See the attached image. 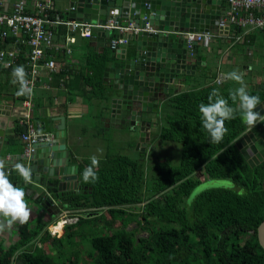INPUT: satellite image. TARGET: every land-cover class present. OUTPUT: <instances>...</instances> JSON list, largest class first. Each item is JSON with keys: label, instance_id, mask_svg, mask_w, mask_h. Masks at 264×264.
<instances>
[{"label": "trees", "instance_id": "1", "mask_svg": "<svg viewBox=\"0 0 264 264\" xmlns=\"http://www.w3.org/2000/svg\"><path fill=\"white\" fill-rule=\"evenodd\" d=\"M9 71L0 67L1 74ZM217 85L179 93L163 107L164 124L153 138L180 143L177 165L160 161L148 179L145 152L138 160L123 155L112 163L106 160L95 169L98 180L89 182L90 192L64 197L67 205L62 210L77 214L75 223L54 224L57 234L52 237L47 228L60 214L33 229L29 222L20 224L18 242L0 247V264H79L78 255L83 253L75 250L79 236L88 245L86 264H264V249L256 234L264 222V160L251 166L237 149L235 141L244 125L230 90ZM11 86L16 89L19 84ZM213 89L237 109L235 118L225 121L227 132L219 143L210 141L198 111ZM90 165L89 161L79 166L81 178ZM199 175L228 179L243 189V195L212 188L189 203L192 190L201 183ZM131 221L149 235L136 239L135 231L127 229ZM48 241L57 253L46 251Z\"/></svg>", "mask_w": 264, "mask_h": 264}, {"label": "crops", "instance_id": "2", "mask_svg": "<svg viewBox=\"0 0 264 264\" xmlns=\"http://www.w3.org/2000/svg\"><path fill=\"white\" fill-rule=\"evenodd\" d=\"M1 1L6 2L7 8L10 10L17 0ZM36 1H50L51 16L54 15L53 20L69 22L66 20L65 14L67 3L63 0ZM221 9H223L222 15L228 11L226 2H223ZM28 11L34 12L35 10L29 6ZM93 25H97V23L94 22ZM51 30L54 46L50 54L57 63L58 70L50 72L40 68L35 86L32 92L27 94V98L31 101L33 117L46 118L48 126L52 129L60 124V121L53 118L63 117L66 149L70 153L69 158L72 165L78 167L82 186L80 194L91 191V187L88 186L89 182L85 183L81 178L79 166L85 165V163L89 164V159L92 156L99 157L103 162L109 159L111 151L116 155L127 157V154L133 151L138 158L145 152L144 157L146 156V153L153 148L154 142L151 134L158 128L156 119L161 120L163 107L175 95L213 85L218 76L225 79L221 86H225L228 90L235 89L239 85L227 79L226 74L232 70H238L244 77L248 93L259 96L260 101L264 100V92L259 87L264 85V33L253 30L242 36L239 29L231 26L226 27L223 31H219L218 26L217 28L211 26L208 31H215L217 37L210 43L205 42L197 45L192 57L187 54V63L190 69L186 70L184 75L179 76L178 83L173 87L172 93L163 100L157 113H143L142 122L144 123L142 126L139 122L132 125L123 120L119 125L111 124L108 122L109 113L104 109L109 104L108 93L113 82L108 75L107 77L104 75L106 74L105 68L116 63V56L122 55L121 50H125L126 57H131L135 49V41H129L128 45L121 44L118 48L112 49L110 41L118 35L116 30L108 34L99 27H93L89 36H81L80 31H71L63 24L55 25ZM128 35L126 36L128 37ZM240 35L241 39L235 41V37ZM180 36L183 39V36ZM12 42V40H7L5 43L0 41V50L14 49L15 46H12ZM65 45L70 50L69 53ZM17 51L19 53L18 60L12 66L6 68L0 64L2 69L11 70L6 74L0 73V88L3 86L0 89V141L1 139L3 141L0 143V148L10 149L12 152L21 147L20 143H23L20 136L22 135V125L25 123L22 117L25 111L24 100L18 99L17 95L19 86L13 89L11 85H13V69L19 65H23L26 69L28 49L25 45H19ZM236 106L238 109V103ZM240 118L242 120L241 115ZM243 125L246 128L244 122ZM42 126L43 124L40 123L39 127ZM30 132L34 131L29 128L28 133ZM107 134H110V139L105 138ZM120 134H123L124 137H120ZM99 137H103L109 142L102 151L99 149L103 140L99 144L94 143ZM7 142L10 144L7 145ZM244 149H249V147L245 146ZM66 196L68 195H64L61 199L65 205H67L64 199ZM27 202L31 209L28 220L31 229L39 223L53 220V217L55 218L62 212H68L62 210L64 207H60L59 203L57 206L60 208V212H57V209L53 207L48 211L43 210L37 204L32 203L29 197H27ZM62 219L63 217L60 216L58 221ZM58 221L56 220V223ZM54 223H51L47 230L49 227L52 229ZM19 225L20 223H15L0 232V247L6 249L18 242Z\"/></svg>", "mask_w": 264, "mask_h": 264}, {"label": "water", "instance_id": "3", "mask_svg": "<svg viewBox=\"0 0 264 264\" xmlns=\"http://www.w3.org/2000/svg\"><path fill=\"white\" fill-rule=\"evenodd\" d=\"M67 3L65 14L69 21L85 24L96 22L103 26L109 11L118 9L115 17L117 26L140 28L128 35L135 41L131 57L116 56V63L106 67L104 74L113 84L108 93L109 104L104 111L109 113L111 124L128 121L139 122L142 126V114L157 113L160 105L178 83L179 76L190 69L187 63L185 45L180 37L185 32H201L215 26L223 14L221 5L226 0H63ZM148 24L156 28L150 33L145 28ZM104 33L112 31L101 29ZM264 92V85L259 86ZM256 111L264 117V100ZM60 121L53 129L46 118H31L22 125V134L31 128L41 135L39 141L31 147L20 143L18 149L0 148V163L3 171L13 184L21 187L32 203L48 211L53 207L60 212L59 203L64 195L80 194L81 182L78 167L72 165L69 151L66 149L63 117L53 118ZM107 121V120H106ZM242 121L244 122L243 118ZM42 123L43 126L39 127ZM246 129L235 141L243 157L252 163L264 160V121L257 119L254 125L245 123ZM21 137V136H20ZM48 137V139H47ZM2 139L0 143H2ZM10 142H7V145ZM244 146V147H243ZM248 146L249 149H244ZM22 165L30 172V177L20 174L16 165ZM56 200H58L56 202ZM258 242L264 249V222L256 231Z\"/></svg>", "mask_w": 264, "mask_h": 264}, {"label": "built area", "instance_id": "4", "mask_svg": "<svg viewBox=\"0 0 264 264\" xmlns=\"http://www.w3.org/2000/svg\"><path fill=\"white\" fill-rule=\"evenodd\" d=\"M227 3L228 11L220 19L218 28L223 29L227 25L235 26L242 31V36L253 30L264 33V0H227ZM29 4L35 8V14L27 12ZM51 8L50 1L17 0L9 10L6 2L0 0V41L5 43L7 40H12V46H15L14 49L0 50V64L6 68L12 66L18 60L19 53L17 50L19 45H25L28 49L25 71L28 76V86L31 89L35 86L40 68H44L50 72L58 70L57 63L50 54L54 45L53 35L48 26L63 24V22L52 20L49 17ZM110 13L116 15L118 11L115 9ZM66 24L70 26L71 31H80L81 36L90 35V25L75 22ZM113 27V21L110 20L107 28ZM145 29L153 31L148 26ZM118 30L121 33H128L131 31V28L120 27ZM137 30L134 29V31ZM241 35L237 36L235 40L239 41ZM216 37V33L209 31L183 34V40L190 56L193 55L195 44L210 43ZM126 43L127 40L125 38L117 37L111 41V47L116 48L118 45ZM65 48L67 49V45H65ZM67 51L69 53V49ZM220 81L221 78H218L217 82L220 83ZM23 108L25 111L22 117L25 123H27L31 118L30 102L25 101ZM40 136L37 133L30 132L23 134L21 141L26 147H31L39 141ZM48 231L52 236L57 234L50 227Z\"/></svg>", "mask_w": 264, "mask_h": 264}, {"label": "clouds", "instance_id": "5", "mask_svg": "<svg viewBox=\"0 0 264 264\" xmlns=\"http://www.w3.org/2000/svg\"><path fill=\"white\" fill-rule=\"evenodd\" d=\"M12 77L13 84L19 83L17 95H27L32 92L28 86L27 73L23 65L13 69ZM226 78L239 85V87L229 91V97L234 104L238 103L239 113L244 122L252 126L258 118L264 121V117L256 111L257 106L261 103L260 98L248 93L243 75L238 70H232L226 74ZM198 111L201 117V125L208 133L210 141L219 143L227 132L225 121L234 119L237 109L229 105V100L221 96L218 89H213L208 96V102H202L198 105ZM90 159L91 165L86 167L82 173L85 183L98 180L95 169L99 165V160L96 156H92ZM16 168L22 176L30 177L29 170L22 165L18 164ZM2 169L3 165L0 163V232L10 228L15 223H27L31 215L25 191L13 184ZM239 194L243 195V189ZM62 220L65 221V219Z\"/></svg>", "mask_w": 264, "mask_h": 264}, {"label": "rangeland", "instance_id": "6", "mask_svg": "<svg viewBox=\"0 0 264 264\" xmlns=\"http://www.w3.org/2000/svg\"><path fill=\"white\" fill-rule=\"evenodd\" d=\"M221 85L222 84L217 85V86H221ZM156 121H158V123H157L158 128L156 130H154V132L151 134L152 136H155L157 134L158 130H160L162 128V125L164 124V121H162V120L156 119ZM120 137H124V135L123 134H120ZM105 138L110 139V134L105 135ZM105 138L99 137L97 139V141L96 140L94 141L95 144H99L103 140L102 141V146L99 145V146H101L100 149H99V151L104 150L105 146H107V144L109 143L108 140L105 139ZM154 138L152 139V141L154 142L153 143V148L146 153L145 160H144L146 177L148 179L153 178L154 171H156L154 169V167H155V165H157L158 163H160V161H169L170 163H172V165H177L179 163V161H180V151H181V145H180V143H177V142H174V141H168L166 138H162V139H158V137H154ZM127 155L132 160H135L136 158H138L137 155H136V153L133 152V151L131 153H128ZM116 156L117 155L113 151L109 152V161H111L110 163L113 162L112 160H114V158ZM138 159H136V160H138ZM98 160H99V165L101 163H103V161L100 160L99 157H98ZM89 161H90V164H91V159H89ZM111 166H113V165H111ZM198 179L201 181V183L192 190V192L190 194V197L187 200L189 203L197 195H199L201 192H203L205 190H208V189H212V188H229V189H232V190H236V191L241 192V188L238 187V186H236V185H234L228 179H212V180H210V179H207V178L204 179V176L203 175H199L198 176ZM188 210H189V208H188ZM62 215H63V213H60V216H62ZM64 215L62 217H63V219H65V221L64 220H60V221L63 224H65V225L73 224L78 219V215L77 214L72 215V214H69L67 212ZM66 221H67V223H66ZM56 225H58V224L56 223ZM116 227H118V226H115V228ZM127 229L128 230H134L135 231L134 232V235H135V238L136 239L147 237L149 235V232H150V231L147 232V231L143 230L134 221H131L127 225ZM152 229H153V227H151V230ZM74 232H75V230H74ZM47 234L50 237H52V234L48 230H47ZM84 240L85 239L81 238L80 236L76 239V242L78 243V245L75 247V250H83V253H79V255H78V257H79V264H86L89 261L87 259V257H86V250H85V249L88 248L87 247L88 245L87 244H84L83 245V243L85 242ZM44 248H46V251L47 252H50V253H53V254L57 253L56 249L53 248V246L50 244L49 241H48V244L46 246L44 245ZM243 248H244V250L246 252L253 253V251L251 250V248L246 247V246H244ZM73 249L74 248H72L70 250L72 251ZM78 252H80V251H78Z\"/></svg>", "mask_w": 264, "mask_h": 264}, {"label": "bare ground", "instance_id": "7", "mask_svg": "<svg viewBox=\"0 0 264 264\" xmlns=\"http://www.w3.org/2000/svg\"><path fill=\"white\" fill-rule=\"evenodd\" d=\"M226 3H227V0H226ZM29 6H32L33 7V5H31V4H29ZM28 6V7H29ZM227 6H228V3H227ZM12 7V6H11ZM34 8V7H33ZM116 8H113L112 10H110L109 11V16H108V19H107V21L105 22V24L103 25V26H100V25H93V23L92 24H85V23H80V24H85V25H90L91 26V28H93V27H99V29H107V30H111L112 32L114 31V30H116V32L118 33V35L116 36V37H114L113 39H115V38H117V37H122V38H125L126 40H127V43L126 44H123V45H128V43H129V39H128V37L126 36V35H128V34H131V33H135V32H137V31H139L140 30V28H134V29H138L137 31H134V29H133V27H131L130 25L129 26H121V27H130L131 28V31L130 32H128V33H124V32H119V30H118V28H120L119 26H117V23L115 22V17L119 14V11H118V9H116L117 11H118V13L116 14V15H112L110 12L111 11H113V10H115ZM34 10H35V8H34ZM27 12L28 13H30V14H35L36 13V10L34 11V12H29L28 11V8H27ZM227 13V12H226ZM225 13V14H226ZM225 14L224 15H222L221 17H220V19L223 17V16H225ZM50 17V16H49ZM51 18V17H50ZM52 20H53V18H51ZM220 19L218 20V23H217V25H216V28H217V26H218V24H219V22H220ZM67 21H69L68 19H66ZM110 20H112L113 21V28H107V25H108V22L110 21ZM60 22H63V21H61V20H59ZM72 22H75V23H78L79 21H69V22H63V25H66L69 29H70V26L69 25H67L66 23H72ZM58 25H61V24H58ZM53 26H55V25H53ZM53 26H48V29L52 32V30H51V28L53 27ZM146 26H148L149 28H151L153 31L151 32V31H148V30H146L145 28H146ZM228 26H231V25H227L226 27H228ZM226 27H224L223 29H220V28H218L219 29V31H223L224 29H226ZM231 27H234V28H237V27H235V26H231ZM91 28H90V30H91ZM145 28H142L141 30H146V31H148V32H150V33H156L157 32V30H156V28H154V27H150L148 24H146L145 25ZM237 29H239V28H237ZM240 30V29H239ZM208 30H205V31H201V32H207ZM111 32V33H112ZM199 32V31H198ZM209 32H212V31H209ZM240 32H242L241 30H240ZM185 33H197V32H185ZM185 33H181L180 35H182L183 36V34H185ZM213 33H215V31L213 32ZM217 34V33H216ZM241 34V33H240ZM52 35H53V32H52ZM181 37V36H180ZM236 38V37H235ZM113 39H111V41L113 40ZM182 39V38H181ZM111 41H110V47H111ZM182 41H183V44L185 45V42H184V40L182 39ZM236 41V40H235ZM197 45H199V44H195L194 45V49H193V54H194V50H195V47L197 46ZM119 46V45H118ZM118 46L116 47V48H118ZM112 48V47H111ZM116 48H112V49H116ZM185 48H186V45H185ZM69 52H70V50H69ZM186 53L189 55V53H188V50L186 49ZM193 56V55H192ZM191 56V57H192ZM57 71V70H56ZM55 72V71H54ZM26 78H28V76L26 77ZM218 78H221V81H220V83H218L217 82V79ZM225 79H224V77H221V76H218L216 79H215V83L216 84H218V85H220L223 81H224ZM34 88V87H33ZM32 88V89H33ZM25 101H29L30 102V104H31V101H30V99H26V100H24V102ZM31 110H32V106H31ZM31 115H33V113L31 114ZM243 122V121H242ZM245 129L246 128H244V130L243 131H245ZM243 133V132H242ZM241 133V134H242ZM67 222V221H66ZM52 230L56 233V229L55 228H52Z\"/></svg>", "mask_w": 264, "mask_h": 264}]
</instances>
